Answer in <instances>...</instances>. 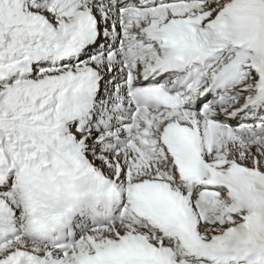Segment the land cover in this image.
Returning a JSON list of instances; mask_svg holds the SVG:
<instances>
[{"label":"snow or ice","instance_id":"6c2138e0","mask_svg":"<svg viewBox=\"0 0 264 264\" xmlns=\"http://www.w3.org/2000/svg\"><path fill=\"white\" fill-rule=\"evenodd\" d=\"M0 264H264V0H0Z\"/></svg>","mask_w":264,"mask_h":264}]
</instances>
